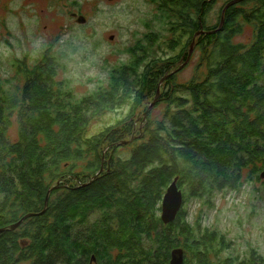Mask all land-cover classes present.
Returning a JSON list of instances; mask_svg holds the SVG:
<instances>
[{"label": "trees", "instance_id": "trees-1", "mask_svg": "<svg viewBox=\"0 0 264 264\" xmlns=\"http://www.w3.org/2000/svg\"><path fill=\"white\" fill-rule=\"evenodd\" d=\"M229 1L210 24L218 0H151L161 31H147L80 97L56 78L50 50L32 67L17 58L22 84L0 82V264H170L178 247L183 264H264V253L236 251L203 222L218 192L264 184V0H239L222 21ZM249 26L252 38L239 41ZM109 112L118 117L92 127ZM175 180L183 205L166 223ZM191 199L201 205L193 220Z\"/></svg>", "mask_w": 264, "mask_h": 264}, {"label": "rangeland", "instance_id": "rangeland-1", "mask_svg": "<svg viewBox=\"0 0 264 264\" xmlns=\"http://www.w3.org/2000/svg\"><path fill=\"white\" fill-rule=\"evenodd\" d=\"M226 1L218 0L213 6L208 23L215 24ZM74 12L86 21L78 22ZM162 23L151 0H0V82L4 89L15 91L16 85L22 84L19 73L14 72L17 58L26 57L28 62L23 65L32 67L50 50L61 64L56 78L68 82L80 97L106 83L110 69L129 58L127 48L147 31H161ZM252 36L249 26L238 40L248 43ZM160 50L165 55L164 46ZM193 58L196 61L198 53ZM193 68L194 63L179 74V79L187 78ZM162 109L164 105L157 113ZM115 117L118 112L98 115L92 127H101ZM7 132L10 140L17 139L16 121ZM198 202L189 200L190 220L201 208ZM99 214V210L94 211L89 221ZM203 222L234 240L236 251L255 247L264 253V184L253 181L237 191L218 192ZM228 254L230 250L225 248L212 253L211 259L216 263Z\"/></svg>", "mask_w": 264, "mask_h": 264}, {"label": "water", "instance_id": "water-1", "mask_svg": "<svg viewBox=\"0 0 264 264\" xmlns=\"http://www.w3.org/2000/svg\"><path fill=\"white\" fill-rule=\"evenodd\" d=\"M239 0H231L228 2V4L224 7L223 9V14H222V21L224 20L223 16H224V11L226 10V8L228 6H230L231 4H234L236 2H238ZM73 16L76 17L78 22H85L86 18L81 14H76L73 13ZM216 30L213 31H208L209 32H215ZM204 32V30H201L199 32L196 33L197 35H200ZM195 45V41L192 42L190 50H189V55H188V59L187 61H189L191 55H192V51ZM158 96V95H157ZM157 101V97L154 99V101L150 104V106L148 107L147 111L145 112V115L148 114V112L151 111V109L153 108L154 104ZM261 178H264V168L260 174ZM183 205V193L182 191L179 189V186L176 183V180L173 181V183L168 187L165 196L163 198V204H162V219L163 221H165L166 223H170L173 220H175L178 211L181 209ZM29 215L24 216V218L28 217ZM24 218H22L19 222L13 224L12 226H10V229H15L23 220ZM7 228V229H9ZM6 228H1L0 232L5 230ZM185 260V252L183 248H175L174 250H172L171 253V259H170V264H183Z\"/></svg>", "mask_w": 264, "mask_h": 264}, {"label": "flooded vegetation", "instance_id": "flooded-vegetation-1", "mask_svg": "<svg viewBox=\"0 0 264 264\" xmlns=\"http://www.w3.org/2000/svg\"><path fill=\"white\" fill-rule=\"evenodd\" d=\"M27 1V0H26ZM75 13V12H74ZM73 14V13H72ZM77 14V13H76Z\"/></svg>", "mask_w": 264, "mask_h": 264}]
</instances>
